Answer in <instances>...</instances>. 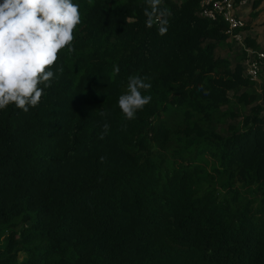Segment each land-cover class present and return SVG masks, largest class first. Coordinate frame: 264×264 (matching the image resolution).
Returning a JSON list of instances; mask_svg holds the SVG:
<instances>
[{"label": "trees", "instance_id": "16d2710c", "mask_svg": "<svg viewBox=\"0 0 264 264\" xmlns=\"http://www.w3.org/2000/svg\"><path fill=\"white\" fill-rule=\"evenodd\" d=\"M201 1L162 0L160 35L145 0H73L75 51L36 107L0 110V264H264V113L243 63L215 55L227 24ZM129 76L152 97L132 120ZM239 88L251 111L222 134Z\"/></svg>", "mask_w": 264, "mask_h": 264}, {"label": "clouds", "instance_id": "9594fccd", "mask_svg": "<svg viewBox=\"0 0 264 264\" xmlns=\"http://www.w3.org/2000/svg\"><path fill=\"white\" fill-rule=\"evenodd\" d=\"M145 3L146 26L159 23L162 26L159 34L164 35L167 20L163 18L171 13L161 7L162 0ZM81 22L80 6L73 0H0V110L14 104L27 113L29 107L40 103L44 88L51 87L55 75L51 69L60 52L75 51L74 33ZM57 71L63 73V67ZM146 80L129 76L127 91L118 99L119 108L128 120L151 102L150 95L141 93V89L151 88ZM104 131L107 132V125Z\"/></svg>", "mask_w": 264, "mask_h": 264}, {"label": "rangeland", "instance_id": "374dc122", "mask_svg": "<svg viewBox=\"0 0 264 264\" xmlns=\"http://www.w3.org/2000/svg\"><path fill=\"white\" fill-rule=\"evenodd\" d=\"M119 0H108L110 4H114ZM262 5H264V0L261 1ZM262 7V6H261ZM254 8V7H253ZM264 10V6L259 9H252L251 16L252 22H249L247 18L246 19V26L244 28V33L246 32V29L251 27L262 29L264 27V14H262V11ZM258 38L261 41V43L264 46V31L258 32ZM229 46L226 45V43H220L222 48H218L216 50V54L218 55H230L231 56V64H234L238 60L239 55V44L236 41H229ZM250 90H255L259 93V96L255 99L254 103H259L261 106L260 113H264V97L260 94L262 91V88L264 87V78L256 79L254 82H250L248 86ZM242 88H239L238 91L235 90H229L228 94L231 97L230 101L222 106V109L225 111V114H223L218 121L216 122V130L222 134H230L234 129H240L243 122V117L245 114L249 113L251 111L250 104L242 103L237 101L236 95L240 92ZM174 113V109L171 108L167 110L165 115H170ZM152 148L155 151V157L157 158V152L162 151L159 150L157 145L155 143L152 144ZM164 156L166 157L170 151H162ZM24 255L22 253H19V258L22 259Z\"/></svg>", "mask_w": 264, "mask_h": 264}, {"label": "built area", "instance_id": "2783aa9c", "mask_svg": "<svg viewBox=\"0 0 264 264\" xmlns=\"http://www.w3.org/2000/svg\"><path fill=\"white\" fill-rule=\"evenodd\" d=\"M250 0H202L199 14L209 20L222 18L227 26L225 33L229 40L236 41L241 50L245 51L243 61L244 77L255 81L264 76V48L248 46L245 42L244 27L246 20L238 13L240 6Z\"/></svg>", "mask_w": 264, "mask_h": 264}, {"label": "crops", "instance_id": "0c3cea01", "mask_svg": "<svg viewBox=\"0 0 264 264\" xmlns=\"http://www.w3.org/2000/svg\"><path fill=\"white\" fill-rule=\"evenodd\" d=\"M262 1V0H261ZM264 6V5H262V2H260L257 6H255L254 8L252 7V5H250V3L249 4H247V5H243V6H240L239 7V12L245 17V18H247L248 19V21L249 22H252L251 20H252V16H251V11H252V9H259V8H262V7ZM262 14H264V10L262 11ZM262 32V31H264V27L262 28V29H258L257 27L256 28H254V27H249V28H247L246 29V32H245V34L248 36V38L249 39H252V40H254V42L256 43V46H254V47H259V48H264V46H263V44L261 43V41L259 40V38H258V32ZM229 38L228 37H226L225 38V40H223V41H220V42H216L215 43V47H214V53L216 52V50H217V47L218 48H222V44L220 45V43H226V45L227 46H229ZM248 45V44H247ZM248 46H252L253 47V45H248ZM239 55H238V60L234 63V64H231V56L230 55H218V54H216L215 53V55L216 56H223V57H227L229 60H230V65H231V67H233L237 62H241V63H243V61H244V58H245V51L244 50H241V49H239ZM264 78V76H260L258 79H260V78ZM257 79V80H258ZM256 81V80H255ZM252 82H254V81H252Z\"/></svg>", "mask_w": 264, "mask_h": 264}]
</instances>
